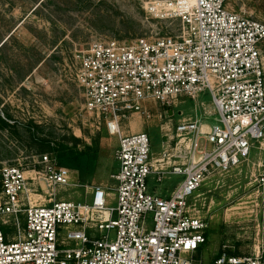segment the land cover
<instances>
[{
    "label": "built area",
    "instance_id": "obj_1",
    "mask_svg": "<svg viewBox=\"0 0 264 264\" xmlns=\"http://www.w3.org/2000/svg\"><path fill=\"white\" fill-rule=\"evenodd\" d=\"M165 8L181 18L180 35L95 40L76 55L85 110L118 137L116 186L93 185L85 201H63L60 187L81 184L51 154L41 156L39 167L3 165L0 264H194L208 224L189 198L205 180L249 162L257 141L263 153L257 181L264 187V23L229 0H180ZM205 91L215 123L179 122L175 145H163L157 158L148 133L122 130L132 114L151 118L147 100L174 106L180 96L197 99ZM175 176L181 179L171 191L149 185L150 178L162 184ZM111 189L117 203L109 207ZM72 225L62 239L63 227ZM212 264H264V248L224 252Z\"/></svg>",
    "mask_w": 264,
    "mask_h": 264
},
{
    "label": "rangeland",
    "instance_id": "obj_2",
    "mask_svg": "<svg viewBox=\"0 0 264 264\" xmlns=\"http://www.w3.org/2000/svg\"><path fill=\"white\" fill-rule=\"evenodd\" d=\"M179 1L0 0V168L39 167L41 156L50 152L46 140L79 148L91 145L99 149L95 170L82 176L71 169L81 185L60 187L58 200L82 202L93 185L116 186L111 175L117 169L118 137L109 135L97 116L85 110L76 55L95 40L129 43L180 35L181 18L173 8H165ZM159 4L164 6L152 9ZM229 5L264 23V0H229ZM261 52L264 63V42ZM143 107L151 118L135 113L123 119L121 127L125 134L148 133L156 158L163 145H175L179 122L201 118L204 124L215 123L208 91L197 99L180 96L174 106L151 99ZM252 142L249 162L213 173L189 198L190 209L208 224V241L194 264H212L224 252L249 254L264 248V187L257 181L263 153L259 142ZM179 179L157 184L150 178L149 185L171 191ZM109 192L107 206H115L116 192ZM74 228L63 227L62 239Z\"/></svg>",
    "mask_w": 264,
    "mask_h": 264
},
{
    "label": "trees",
    "instance_id": "obj_3",
    "mask_svg": "<svg viewBox=\"0 0 264 264\" xmlns=\"http://www.w3.org/2000/svg\"><path fill=\"white\" fill-rule=\"evenodd\" d=\"M2 121L6 124L4 120ZM45 144L50 149L48 153L56 158L59 165L75 169L82 176H90L96 168L98 148L91 145L79 148L77 145H69L63 142L53 143L50 140H46ZM206 236H208L207 233Z\"/></svg>",
    "mask_w": 264,
    "mask_h": 264
},
{
    "label": "bare ground",
    "instance_id": "obj_4",
    "mask_svg": "<svg viewBox=\"0 0 264 264\" xmlns=\"http://www.w3.org/2000/svg\"><path fill=\"white\" fill-rule=\"evenodd\" d=\"M205 126L207 127V126H209V124L208 123H205Z\"/></svg>",
    "mask_w": 264,
    "mask_h": 264
}]
</instances>
